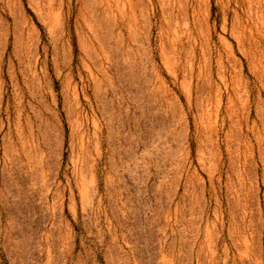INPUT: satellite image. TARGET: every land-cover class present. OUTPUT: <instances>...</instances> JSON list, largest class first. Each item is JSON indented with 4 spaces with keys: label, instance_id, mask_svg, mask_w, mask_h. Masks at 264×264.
Returning <instances> with one entry per match:
<instances>
[{
    "label": "rangeland",
    "instance_id": "1",
    "mask_svg": "<svg viewBox=\"0 0 264 264\" xmlns=\"http://www.w3.org/2000/svg\"><path fill=\"white\" fill-rule=\"evenodd\" d=\"M0 264H264V0H0Z\"/></svg>",
    "mask_w": 264,
    "mask_h": 264
}]
</instances>
